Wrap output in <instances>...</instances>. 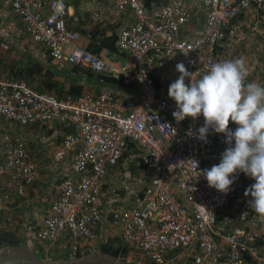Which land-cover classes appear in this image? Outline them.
<instances>
[{
    "label": "built area",
    "instance_id": "built-area-1",
    "mask_svg": "<svg viewBox=\"0 0 264 264\" xmlns=\"http://www.w3.org/2000/svg\"><path fill=\"white\" fill-rule=\"evenodd\" d=\"M111 1L114 18L129 10L132 23L118 31L116 51L105 58L79 45L80 34L67 26L65 0H2L51 60L136 89L126 100L107 90L58 97L36 91L21 79H0V118L20 127L54 123L67 131L53 160L58 164L68 157V171L61 174L34 240L50 246L67 239L72 251L92 241L103 220L106 174L125 159L142 167L148 183L130 206L116 205L108 211L109 219L120 227L121 247L152 264H167L180 250L188 252L189 264H264V251L251 231L258 226L257 215L246 197L237 212L241 226L223 241L215 240L219 212L236 201L235 183L224 195L209 188L200 172L220 162L228 147L226 137L211 130L206 142L189 136V130L198 133L203 117L177 122L172 115L176 104L168 96L169 85L180 75L178 63L198 79L213 63L226 60L221 52L225 42L241 41L243 29L254 36L264 21V0H197L205 21L202 34L194 38L181 36L192 21L183 0L161 5ZM248 13L254 14L255 22L240 20ZM167 65H175L173 72ZM236 127L230 121L229 129ZM38 177L25 143L9 132L0 135V235L17 224L5 214L12 195L22 197Z\"/></svg>",
    "mask_w": 264,
    "mask_h": 264
},
{
    "label": "crops",
    "instance_id": "crops-1",
    "mask_svg": "<svg viewBox=\"0 0 264 264\" xmlns=\"http://www.w3.org/2000/svg\"><path fill=\"white\" fill-rule=\"evenodd\" d=\"M183 1L192 13V21L182 28L181 36L183 38L198 37L204 28V10L197 0ZM65 4L67 26L80 34L79 45L105 58L116 51L115 44L114 50L110 48L112 37L116 38L121 28L132 23L129 10L117 19L114 18L115 9L111 0H65ZM151 4L161 5L162 2L153 1ZM95 15L99 17L97 21L92 19ZM240 20L247 23L255 22L256 17L248 13ZM258 27L259 30L254 36H250L249 31L243 29L240 33L241 41L236 44L225 42L221 52L226 59L244 56L249 72L247 81H255L264 86V21L259 23ZM173 67L175 65H167L166 68L173 72ZM71 68H73L71 65L51 60L44 46L35 43L27 35L16 12L0 0V79H21L36 91L56 96L66 93L73 81H76L74 84L82 86L81 94H97L107 90L119 99L126 100L133 97L136 91L135 87L129 84L102 85L95 75L92 79L99 83L91 80H76L71 76L83 75L70 74ZM52 83H56L57 87L48 88V85ZM0 130H2L0 135L9 132L16 139L20 138L26 146L30 142L33 147L32 151L29 149L31 157L39 170L38 179L25 188L22 197L12 195L13 203L5 214H10L16 219L17 224L0 235L2 245L0 246V264H131L124 260L127 257L130 261L134 253L121 247L120 227L109 219L108 211L110 207L116 205L130 206L134 196L147 185L148 176L142 167L133 166L123 159L108 170L101 191L103 220L94 229L95 237L92 241L79 245L75 251H72L67 239H61L47 246L34 240L33 234L41 225L51 201L56 196L61 174L68 171V157L58 164H55L53 160L67 131L54 123L20 127L8 123L3 118H0ZM16 130H19L21 135L16 134ZM57 139L59 144L55 147L51 141ZM254 182L244 174L235 182L234 190L237 198L218 214L214 229L216 241H223L228 232L241 226L237 220L240 201L245 197V190ZM257 219L258 226L251 231L257 234V244L264 251V219L259 216ZM113 251L118 253L116 258L111 255ZM169 258L171 260L167 264H189L190 262L187 251L174 253ZM176 259L177 262L174 263ZM137 264L152 263L143 259V261H137Z\"/></svg>",
    "mask_w": 264,
    "mask_h": 264
},
{
    "label": "clouds",
    "instance_id": "clouds-1",
    "mask_svg": "<svg viewBox=\"0 0 264 264\" xmlns=\"http://www.w3.org/2000/svg\"><path fill=\"white\" fill-rule=\"evenodd\" d=\"M176 71L180 75L168 88V96L176 104L174 119L195 121L202 116L204 124L198 133L189 130L188 135L206 142L211 130L223 134L228 145L220 162L201 175L209 188L224 195L240 173L255 181L244 196L248 207L264 219V86L247 81L244 56L215 62L195 80L183 63L176 65ZM230 121L237 125L235 131L229 129Z\"/></svg>",
    "mask_w": 264,
    "mask_h": 264
},
{
    "label": "trees",
    "instance_id": "trees-1",
    "mask_svg": "<svg viewBox=\"0 0 264 264\" xmlns=\"http://www.w3.org/2000/svg\"><path fill=\"white\" fill-rule=\"evenodd\" d=\"M153 1H156L157 3H159V1H161L162 4H164L168 0H146V5H149ZM115 41H116V38H115V36H113L112 39H111V45H110L111 50H114L113 46L115 44ZM70 74H73V75H79L80 74V75L86 76L87 78L94 77V75L92 73L82 72L81 70H79L78 68H75V67L71 68ZM96 79L98 81H100L102 85L117 86V85H120L121 84L119 81H115V80L108 79V78L96 77ZM74 82H76V81H73V84L69 87L68 91L66 93H64V94L71 95L73 97H76V96H79L82 93V86L77 85V84H74ZM55 87H57V84L56 83H52V84H49L48 85V88H50V89L55 88ZM64 94L62 95L60 93L57 96L58 97H63ZM0 246H2L1 243H0ZM111 253H112L111 255L114 258H116L117 255H118L117 251H113Z\"/></svg>",
    "mask_w": 264,
    "mask_h": 264
},
{
    "label": "rangeland",
    "instance_id": "rangeland-1",
    "mask_svg": "<svg viewBox=\"0 0 264 264\" xmlns=\"http://www.w3.org/2000/svg\"><path fill=\"white\" fill-rule=\"evenodd\" d=\"M12 124V123H11ZM16 127V126H15ZM57 128V127H56ZM16 134H20L21 135V132H19V130H16ZM29 132V131H28ZM2 133V130H0V134ZM55 137V136H54ZM52 143H53V146H57L58 144H59V139H57V140H52L51 141ZM43 145H45V142H43ZM27 146H28V148L29 149H31V151H32V145L30 144V142H29V144H27ZM34 161V160H33ZM178 252H184V253H186V251H183V250H180V251H178ZM127 256H129V254L127 255ZM132 259L129 261V260H127V257H125V260H124V262L125 261H128L129 263H131V264H137V261H143V259L141 258L140 259V256L139 255H137V254H133L132 256ZM128 258H130V256L128 257ZM178 259V258H177ZM177 259H176V261H174V263L175 262H177Z\"/></svg>",
    "mask_w": 264,
    "mask_h": 264
},
{
    "label": "water",
    "instance_id": "water-1",
    "mask_svg": "<svg viewBox=\"0 0 264 264\" xmlns=\"http://www.w3.org/2000/svg\"><path fill=\"white\" fill-rule=\"evenodd\" d=\"M71 78H74L76 80H81V81H86V80H91V81H94V82H97L95 79H92V78H87L86 76H71ZM99 83V82H97Z\"/></svg>",
    "mask_w": 264,
    "mask_h": 264
}]
</instances>
